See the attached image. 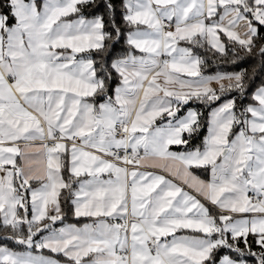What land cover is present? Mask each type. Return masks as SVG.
<instances>
[{"label": "snow or ice", "instance_id": "obj_1", "mask_svg": "<svg viewBox=\"0 0 264 264\" xmlns=\"http://www.w3.org/2000/svg\"><path fill=\"white\" fill-rule=\"evenodd\" d=\"M100 6L0 0V264H264V0Z\"/></svg>", "mask_w": 264, "mask_h": 264}, {"label": "trees", "instance_id": "obj_2", "mask_svg": "<svg viewBox=\"0 0 264 264\" xmlns=\"http://www.w3.org/2000/svg\"><path fill=\"white\" fill-rule=\"evenodd\" d=\"M113 2L117 5V17L116 18H117V21L120 22V16H119L120 0H113ZM100 4L101 6L99 8L92 9L90 11L94 13L103 14L104 9L102 7V0H100ZM260 34L261 36H264V30H261ZM124 47L125 46H124L123 40H121L119 44L115 45V49H116L115 54L116 55L121 54V52L124 50ZM198 52L202 56H204L206 59V66L203 68V74L205 75H215L217 72H239L241 69H247L249 72H251L252 69L255 67L257 72H256L255 79L250 83V87L248 89L249 97H250L251 92H253L258 86H260L262 82H264V69L260 68L259 60L257 58L244 57L241 60H239L236 64H231V63H224L222 60H216L213 57L212 53L210 52L206 53L204 52L203 49L198 50ZM229 95L230 96L235 95V93H232ZM250 102H251L250 98L243 101V103H250ZM217 103H220V102H217ZM237 103L239 104L240 101L238 100ZM189 107L204 113V116L201 117V120L205 122V127L202 128L201 132L192 141L194 145H199L201 144L203 137L206 134V120H207V113L209 109L206 108L204 105L200 104L199 102H195V101H190L189 105L185 106V110ZM213 107H215V105H213ZM173 148L175 149V147ZM66 222L75 223L78 221L74 220L71 215H68L66 217ZM0 246L9 247L10 249H13L14 251H20L23 248V246L13 244L10 241L0 242ZM252 247H253V250H258V246L255 243L252 244ZM223 254H230V253H228L227 249H222L219 253H217V256H220ZM230 255L234 256L235 254H230ZM244 259H246L249 262V264H255V260L252 257H244Z\"/></svg>", "mask_w": 264, "mask_h": 264}, {"label": "crops", "instance_id": "obj_3", "mask_svg": "<svg viewBox=\"0 0 264 264\" xmlns=\"http://www.w3.org/2000/svg\"><path fill=\"white\" fill-rule=\"evenodd\" d=\"M213 88H217L218 87V85H216L215 83L214 84H212L211 85ZM184 114V112H182L181 113V115H183ZM206 135V134H205ZM173 147H175V146H173ZM193 171L195 172V174L196 175H198L201 179H203V180H208L210 177H209V174L207 173V172H205L203 169H193ZM170 179H171V177H169ZM176 183H180V181H175ZM186 190H188V189H186ZM72 218L74 219V220H77L75 217H73L72 216ZM78 222H75V223H73V224H77V226H82L83 225V223H86V222H89L88 221V219L87 218H80L79 220H77ZM25 249H24V247L22 248V250H20V251H24ZM45 254L46 255H53V254H51V253H48L47 252V250H45ZM57 258H59V259H63L62 257H57Z\"/></svg>", "mask_w": 264, "mask_h": 264}]
</instances>
